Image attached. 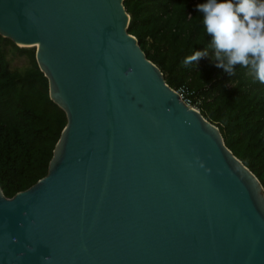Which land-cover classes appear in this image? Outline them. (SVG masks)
<instances>
[{
	"label": "water",
	"instance_id": "obj_1",
	"mask_svg": "<svg viewBox=\"0 0 264 264\" xmlns=\"http://www.w3.org/2000/svg\"><path fill=\"white\" fill-rule=\"evenodd\" d=\"M122 0H0L65 115L42 177L0 190V264H264V194L126 31Z\"/></svg>",
	"mask_w": 264,
	"mask_h": 264
},
{
	"label": "trees",
	"instance_id": "obj_2",
	"mask_svg": "<svg viewBox=\"0 0 264 264\" xmlns=\"http://www.w3.org/2000/svg\"><path fill=\"white\" fill-rule=\"evenodd\" d=\"M205 0H122L129 16L126 31L172 89L184 86L190 105L214 124L224 145L259 180L264 194V84L249 68L237 65L233 75L216 67L203 14ZM7 43L28 66L10 70ZM194 51H206L183 64ZM33 47H18L0 36V190L5 197L42 177L64 126V112L45 90Z\"/></svg>",
	"mask_w": 264,
	"mask_h": 264
},
{
	"label": "clouds",
	"instance_id": "obj_3",
	"mask_svg": "<svg viewBox=\"0 0 264 264\" xmlns=\"http://www.w3.org/2000/svg\"><path fill=\"white\" fill-rule=\"evenodd\" d=\"M203 28L211 38L216 67L233 75L237 65L249 68L264 84V0H205L196 5ZM206 51H194L183 64H191Z\"/></svg>",
	"mask_w": 264,
	"mask_h": 264
},
{
	"label": "rangeland",
	"instance_id": "obj_4",
	"mask_svg": "<svg viewBox=\"0 0 264 264\" xmlns=\"http://www.w3.org/2000/svg\"><path fill=\"white\" fill-rule=\"evenodd\" d=\"M5 59L7 61L8 68L10 70H22L28 66V60L24 55H19L12 50L11 46L7 43L3 44ZM191 107L197 109L196 104L190 105Z\"/></svg>",
	"mask_w": 264,
	"mask_h": 264
},
{
	"label": "built area",
	"instance_id": "obj_5",
	"mask_svg": "<svg viewBox=\"0 0 264 264\" xmlns=\"http://www.w3.org/2000/svg\"><path fill=\"white\" fill-rule=\"evenodd\" d=\"M174 90L177 92L179 98H180L185 104L190 105V104H189V103H190L189 98L186 96V94H187V89H186V87H184V86H179V87H177V89H174Z\"/></svg>",
	"mask_w": 264,
	"mask_h": 264
}]
</instances>
